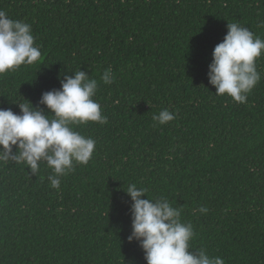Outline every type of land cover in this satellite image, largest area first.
Instances as JSON below:
<instances>
[{"label":"trees","instance_id":"1","mask_svg":"<svg viewBox=\"0 0 264 264\" xmlns=\"http://www.w3.org/2000/svg\"><path fill=\"white\" fill-rule=\"evenodd\" d=\"M0 10L31 25L42 54L0 75V108L35 106L80 69L108 118L75 127L95 152L58 190L45 164L35 175L0 165V264H146L127 241L131 183L181 209L195 232L189 251L264 264V54L245 104L215 95L207 78L227 23L264 39V0H0ZM165 108L177 117L158 125Z\"/></svg>","mask_w":264,"mask_h":264},{"label":"clouds","instance_id":"2","mask_svg":"<svg viewBox=\"0 0 264 264\" xmlns=\"http://www.w3.org/2000/svg\"><path fill=\"white\" fill-rule=\"evenodd\" d=\"M260 26L264 27V21ZM226 27L222 42L212 51L207 78L216 89L215 95H227L235 103L245 104L262 78L256 61L264 54V39L239 22L227 23ZM41 56L31 25L0 10V75L38 63ZM114 79L110 68L101 76L106 85ZM98 87L96 79L79 69L71 76L65 75L58 90L43 92L35 106L21 98L22 102H15L18 113L0 108V165L22 163L35 175L45 164L51 169L47 177L50 186L58 190L61 178L74 171L76 164L87 165L95 152L96 140L75 127L108 122L94 99ZM176 117L177 113L165 108L152 120L164 125ZM123 191L131 199V233L127 241L138 243L146 264H225L223 258L210 256L203 248L189 251L190 241L195 238L193 226L182 221L181 209L167 197L149 198L147 188L134 183ZM198 211L205 214L208 209L201 206Z\"/></svg>","mask_w":264,"mask_h":264}]
</instances>
